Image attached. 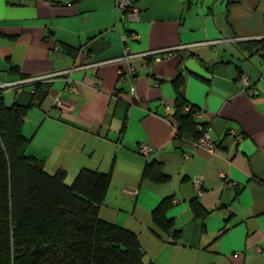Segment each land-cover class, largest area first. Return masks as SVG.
I'll return each instance as SVG.
<instances>
[{
  "label": "crops",
  "instance_id": "obj_1",
  "mask_svg": "<svg viewBox=\"0 0 264 264\" xmlns=\"http://www.w3.org/2000/svg\"><path fill=\"white\" fill-rule=\"evenodd\" d=\"M127 1L139 9L137 20L124 18L116 0H0V83H13L0 89L5 103L28 101L31 82L14 84L19 80L69 71L46 81V98L24 119L28 154L49 173L63 169L66 183L81 168L111 170L99 216L135 232L145 262L264 264V60L238 47L264 40V0ZM125 47L130 54L173 50L155 61L130 59L132 76L123 61L88 66L122 57ZM178 68L214 153L195 148L191 134L173 139ZM240 72L250 76L256 96L241 93ZM139 143L152 151L138 153ZM153 161L166 181L141 179ZM193 178L201 179V194ZM166 196L168 233L150 217Z\"/></svg>",
  "mask_w": 264,
  "mask_h": 264
},
{
  "label": "trees",
  "instance_id": "obj_2",
  "mask_svg": "<svg viewBox=\"0 0 264 264\" xmlns=\"http://www.w3.org/2000/svg\"><path fill=\"white\" fill-rule=\"evenodd\" d=\"M238 47L264 60L263 39L240 41ZM62 50L75 55L73 50ZM11 71L16 72V67ZM178 73L173 80L177 142L184 134L196 138L205 130L198 128L197 108L186 99V76L180 68ZM46 81L29 83L33 90L26 103L7 105L0 90V264H155L143 260L135 232L99 216L111 170L81 168L66 183L63 169L49 173L41 161L26 153L30 139L22 131L24 119L46 98L50 85ZM124 122L125 118L120 132ZM141 179L163 182L167 177L160 163L153 161L144 166ZM171 205L172 196L163 197L150 213L152 224L165 233L173 225L166 217Z\"/></svg>",
  "mask_w": 264,
  "mask_h": 264
},
{
  "label": "built area",
  "instance_id": "obj_3",
  "mask_svg": "<svg viewBox=\"0 0 264 264\" xmlns=\"http://www.w3.org/2000/svg\"><path fill=\"white\" fill-rule=\"evenodd\" d=\"M116 7L119 8L121 11H123V17L126 18L129 21H134L137 20L139 18V9H137V7L134 6V4L130 1L127 0H116ZM121 40L124 41V35H121ZM56 50H58V47H55ZM173 50V48H167V49H158V50H150L147 52H142V53H138V54H130L128 53V48L125 47L124 48V53L122 55V57L115 59V60H110V61H101V62H97V61H93L91 60L90 63L88 64V66H97V65H101L107 62H115V61H123L126 63L127 65V74L129 75H133L134 74V65L129 63V60L132 58H141V59H146L148 57H150L153 61L159 59L157 56L164 54V53H170ZM69 71L67 70H61V71H54L51 72L49 74L46 75H40L38 77H31L29 79H21L18 82L14 83V84H25V83H29V82H33V81H40V80H49L51 78H56V77H60L63 76L65 74H67ZM117 74L119 75V77H121L122 75V70L118 69L117 70ZM238 84L240 86V91L243 94H247L249 96H256L258 94V90L256 88H254V86L252 85V81L250 76L247 73L244 72H240L238 74ZM263 82H264V77L262 78ZM67 88L70 92H76L77 91V87L76 85L70 81L68 78L65 79ZM13 85V83H0V88L3 87H8ZM249 92V94H248ZM130 95L133 99V101L137 102L139 101L138 95L136 93L135 90V85L132 84L130 87ZM57 105L60 108H67L66 105L71 108L72 106L70 104H64L62 101H57ZM200 129V127H198ZM176 133V127L174 128V133L173 136ZM192 145L195 148H202L204 149L206 152L208 153H214L215 149H216V145L215 142L211 141L207 129L204 130L198 137H196L193 142ZM152 151V147L147 144V143H139L138 147H137V152L142 154V155H148L150 152ZM223 175H221L222 177ZM192 184L193 187L196 190L197 194H201L202 192V181L200 178H193L192 179ZM123 192L128 194V195H135L137 192L134 190H128V189H123Z\"/></svg>",
  "mask_w": 264,
  "mask_h": 264
},
{
  "label": "rangeland",
  "instance_id": "obj_4",
  "mask_svg": "<svg viewBox=\"0 0 264 264\" xmlns=\"http://www.w3.org/2000/svg\"><path fill=\"white\" fill-rule=\"evenodd\" d=\"M8 105H10V104H8ZM24 129H25V128H24ZM26 137H27V136H26ZM29 145H30V144H28L27 149H26V153H27V154H28V150L30 149V148H28Z\"/></svg>",
  "mask_w": 264,
  "mask_h": 264
}]
</instances>
